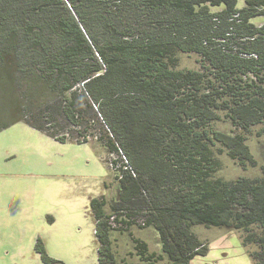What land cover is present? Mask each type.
I'll list each match as a JSON object with an SVG mask.
<instances>
[{
	"label": "trees",
	"instance_id": "obj_1",
	"mask_svg": "<svg viewBox=\"0 0 264 264\" xmlns=\"http://www.w3.org/2000/svg\"><path fill=\"white\" fill-rule=\"evenodd\" d=\"M237 3L0 0V130L23 122L79 144L88 134L107 147L104 161L126 159L116 197L89 201L99 264H189L208 251L194 225L238 231L264 264V165L255 177L214 175L215 148L255 164L245 133L264 121V0ZM177 52L197 54L200 68L176 69ZM220 112L240 131L215 129ZM135 226L154 228L161 251ZM115 231L130 233L137 261L117 259ZM34 249L65 264L40 238Z\"/></svg>",
	"mask_w": 264,
	"mask_h": 264
},
{
	"label": "rangeland",
	"instance_id": "obj_2",
	"mask_svg": "<svg viewBox=\"0 0 264 264\" xmlns=\"http://www.w3.org/2000/svg\"><path fill=\"white\" fill-rule=\"evenodd\" d=\"M238 0L237 6H244ZM219 7H212L217 10ZM252 22L259 25L261 18ZM176 69H199V56L177 52ZM213 127L227 133L240 130L231 126L220 112ZM245 143L254 165L240 166L224 151L214 149L219 168L214 174L225 180L238 176L255 177L264 165V121L245 133ZM102 141L60 143L16 122L0 130V264H44L35 251L40 238L47 254L65 264H99L94 219L89 211L91 198L116 197L117 182L104 155ZM192 231L208 243L205 255H196L189 264H254L238 231L194 225ZM132 235L144 240L150 251L160 252L158 232L132 227ZM112 251L117 259L134 252L128 232H113ZM158 264H161L158 263Z\"/></svg>",
	"mask_w": 264,
	"mask_h": 264
},
{
	"label": "built area",
	"instance_id": "obj_3",
	"mask_svg": "<svg viewBox=\"0 0 264 264\" xmlns=\"http://www.w3.org/2000/svg\"><path fill=\"white\" fill-rule=\"evenodd\" d=\"M91 138H96V136L94 137H91L90 135L88 134H84L82 136L79 137L80 140H83V139H87L88 141L91 139ZM118 158V155H115L113 153L109 154V157L106 159L105 163L108 164V166L110 167V169L112 170L113 172V175L114 174H117L118 177L120 178L121 175H120V170H121V166L123 167V169H126L127 168V163H126V159L124 156H122V159H123V163L119 162V163H116L114 161H116ZM113 217H111L112 219ZM114 225V224H113Z\"/></svg>",
	"mask_w": 264,
	"mask_h": 264
},
{
	"label": "crops",
	"instance_id": "obj_4",
	"mask_svg": "<svg viewBox=\"0 0 264 264\" xmlns=\"http://www.w3.org/2000/svg\"><path fill=\"white\" fill-rule=\"evenodd\" d=\"M43 134H44V133H43ZM104 156H105V155H104ZM104 156H103V157H104Z\"/></svg>",
	"mask_w": 264,
	"mask_h": 264
}]
</instances>
